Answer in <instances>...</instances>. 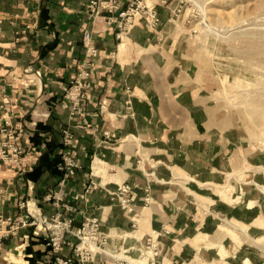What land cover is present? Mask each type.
Instances as JSON below:
<instances>
[{
	"label": "crops",
	"instance_id": "crops-1",
	"mask_svg": "<svg viewBox=\"0 0 264 264\" xmlns=\"http://www.w3.org/2000/svg\"><path fill=\"white\" fill-rule=\"evenodd\" d=\"M129 1L116 0L119 7ZM87 2L0 0V146L3 131H21L16 144L23 151L20 169L0 158V215L31 222L0 239V264H56L48 243L54 215L71 219L73 233L83 217H96L109 235L106 247L119 256L135 259L145 237L164 230L157 264H262L257 199L264 172L250 167L264 158L243 145L235 118L194 82L172 29L153 30L136 19L119 41L118 24L106 21L117 11L93 18ZM171 8L170 2L162 8L164 16ZM84 31L92 33L97 56L89 99L71 115L64 92L84 67ZM63 131L73 138L69 147ZM67 149L78 168L60 186L57 165ZM227 175L229 194L210 186ZM120 184L135 196V230L112 195ZM71 232L59 257L72 255ZM86 264L114 262L104 256Z\"/></svg>",
	"mask_w": 264,
	"mask_h": 264
},
{
	"label": "rangeland",
	"instance_id": "rangeland-1",
	"mask_svg": "<svg viewBox=\"0 0 264 264\" xmlns=\"http://www.w3.org/2000/svg\"><path fill=\"white\" fill-rule=\"evenodd\" d=\"M160 1H162V5L158 6V4L156 5L152 4L150 0H147L146 5L148 7L151 6L155 7L159 16V23L154 28L149 27L147 23L146 26L149 27L150 29L158 30L166 25L167 30L172 29L173 33H175L173 37L177 36L176 38L179 43L178 47L180 48L179 53L181 54V57L191 61L190 63L192 65L190 66L188 64V69L189 72L191 73L194 72V82L200 83L201 85L203 84L204 92L207 94V96L210 99H213L215 105L219 109H223V111L229 113L232 117L235 118L237 122L236 126L240 131L239 133L242 134L243 138L246 141V143L244 142L243 145L247 146L250 150H254L255 153L259 154L258 157L260 159L264 158V119L260 118L253 121L249 119V116L246 112L247 109H245L247 105H248L247 108H249L250 106L249 98H245L244 97L245 95H243L245 92H253L258 90V87L260 86V84L258 85V82L261 83V81H264V66L258 67L255 64H253L254 61L252 64H249V62L252 60L251 57L243 54L244 49L246 50L248 43L253 39L246 37L244 40V37H236V38H231L233 41L229 39L226 42L225 39H222L220 36L217 35L219 30H223L224 28L222 27H225L227 25L229 27L231 26L233 27V26H237L241 22L242 24L264 23L263 9L260 10L258 9L257 11V9L255 8L257 5L255 0L252 1L247 0L243 2L242 0H240L241 2L239 0H234V1L233 0H198V1L197 0H160ZM232 1L235 2L238 6L232 3ZM169 2L171 3L172 8L168 16L166 17L164 16L163 13L164 10L162 8L166 5H169ZM199 5L205 6L207 7V9L208 8L210 9L213 6L219 7L222 13L221 16H219L220 18H222L223 15L225 16V14H228L229 12L235 13L236 11H238V7L240 5L241 6L247 5L248 8L250 6L249 10L252 12H250L249 10H247V12L245 11L244 14L240 18H238V20H236V23H234V25L233 24L230 25L225 22L218 21L217 19L219 17L217 18L216 16L210 14L209 11L208 14L211 20H213L212 23L215 33L207 36L206 38L204 35H202L201 28L199 25V23L203 19L201 12L198 8ZM234 6L237 8L236 10ZM258 20L261 23H258ZM213 35L215 36L214 38ZM207 51L210 53H208ZM263 56L264 55H261L262 60H264ZM246 57H248V59ZM259 58L260 57H258V61L261 59ZM245 101L247 103H245ZM262 102L264 103V96H262V99H260V102L258 104L260 105ZM129 107L130 110L128 111L131 113V115L129 116H132L133 111H132L131 102L129 104ZM259 132H261L262 134ZM137 159H138L137 161H140L139 157ZM263 166L264 165L259 166L257 168L250 167V169L264 172ZM237 174L238 177L236 178H238L240 182L247 181V179H245L242 172H238ZM233 175H236V173ZM229 177L230 176L227 175L226 182H220V183L218 182L210 185L214 186L215 188H219L221 192L225 194L227 191L229 194L231 192L230 190H232V188L229 185V179H230ZM257 203L260 206V210L263 213V218H264V186H260V189L258 191ZM137 214L139 213L137 212ZM130 225L132 227L131 229L135 230L137 226V221L135 226L133 225V222H130ZM258 242L260 247L258 249L262 255V264H264V224L261 230L259 231ZM105 251L111 252V250H109L107 247L105 248ZM135 263L139 264L138 262Z\"/></svg>",
	"mask_w": 264,
	"mask_h": 264
},
{
	"label": "built area",
	"instance_id": "built-area-1",
	"mask_svg": "<svg viewBox=\"0 0 264 264\" xmlns=\"http://www.w3.org/2000/svg\"><path fill=\"white\" fill-rule=\"evenodd\" d=\"M87 9L92 17H98L101 14H111L117 11L116 18L107 17L108 24L117 23L118 28L114 33L117 40L121 41L124 34L129 31L136 19H142L149 27L154 28L159 23V16L154 6L148 7L144 0H131L125 7H119L116 0H88L86 4ZM2 19L0 18V28ZM83 49H84V67L77 75V78L71 81L70 85L64 92V97L69 100L72 110L71 115L77 113L81 108L82 103L89 99L87 90L90 88V66L97 56V49L95 47L94 39L90 31H84L82 35ZM130 101H125L126 113L131 115L128 111ZM4 132L5 139L0 146V158L4 163L9 164L13 168L20 169L22 166L23 151L16 144V137L21 135V131L15 135L11 132ZM63 145L71 146L73 142L72 136L68 131H63ZM78 168L76 160L72 157L68 149L61 155V161L57 165L58 171L62 173V179L59 185H63L65 180L75 175V170ZM57 193H54L56 196ZM118 201L120 207L130 214L131 222L136 225L138 218L137 212L133 208L135 201L134 193L128 184L118 185L115 192L112 194ZM151 201L150 188H143L142 202L148 205ZM20 208L25 207V203H19ZM37 223H44L38 221ZM71 219H63L58 215L50 218L51 236L48 243L51 251L56 255V264H86L95 261L96 259L103 260L104 256L110 257L114 264H134L140 262L142 264H157L162 254V242L160 236L166 231H152L148 234L142 246L138 249V255L135 259L127 256H119L116 252H107L109 235L103 232L100 228V221L96 217H83L77 233L69 231L71 229ZM31 225V222L24 217L2 216L0 215V239L14 235L20 228ZM66 232H71L76 238V243L72 246V255L68 258L59 257L63 246L70 245L64 238ZM127 250L122 251L126 254Z\"/></svg>",
	"mask_w": 264,
	"mask_h": 264
},
{
	"label": "bare ground",
	"instance_id": "bare-ground-1",
	"mask_svg": "<svg viewBox=\"0 0 264 264\" xmlns=\"http://www.w3.org/2000/svg\"><path fill=\"white\" fill-rule=\"evenodd\" d=\"M198 1V0H197ZM234 1V0H233ZM234 4H236L235 2H233ZM240 1V0H239ZM243 1H247V0H242ZM252 1V0H251ZM256 1V9L258 11V9H263V12H264V0H255ZM241 2V1H240ZM254 2V1H253ZM202 3V2H201ZM231 3V2H230ZM231 3V4H232ZM227 4V3H226ZM233 4V5H234ZM246 4V3H245ZM248 4V3H247ZM237 5V4H236ZM235 5V6H236ZM253 5V4H252ZM232 6V5H230ZM235 10L237 9L236 6ZM221 7V6H220ZM200 12H201V15L203 17L202 21L199 23L200 25V28H201V32H202V35H204L206 38L207 36L209 35H212L213 33H215L214 31V27H213V23L211 20V18L209 17V14H212L214 16H216L217 18L219 16H221V9L217 6H213L211 7L210 9L205 6H201L199 5L198 6ZM230 8V7H229ZM250 8V6H249ZM249 8L246 6H239L238 7V11H236L235 13L233 12H229L228 14H225V16L223 15L222 18H218L217 20L220 21V22H225L227 24H230V25H234V23H236V20H238V18H240L244 12L247 10H249ZM231 11V10H230ZM234 11V10H232ZM250 11V10H249ZM252 12V11H250ZM248 12V13H250ZM255 12V10H254ZM262 12V11H261ZM258 14V13H257ZM212 16V17H214ZM263 17H264V13H263ZM243 18V17H242ZM216 19V18H215ZM214 19V20H215ZM217 21V23H218ZM216 22V21H215ZM214 22V23H215ZM216 23V24H217ZM258 23H261L259 22L258 20ZM216 26V25H215ZM232 27V26H231ZM229 27L228 25L225 26V27H222L224 28L223 30H219L218 32V36H220L222 39H225L226 42L227 40L231 39V38H236V37H244V40L245 38H251L253 39L252 41H250L246 47V50L244 49V53L246 56H249L251 57V61L249 62V64H252L253 61L256 66L258 67H263L264 66V60H262L261 58V55H264V23H261V24H256V23H246V24H242L239 23L237 26H233L232 28ZM195 30V29H194ZM216 30V28H215ZM201 34V33H200ZM203 37V36H202ZM215 36L213 35V38ZM219 38V37H218ZM220 38V39H221ZM204 39V38H203ZM217 39V38H216ZM254 39H257V40H254ZM232 40V39H231ZM233 41V40H232ZM241 41V40H240ZM243 41V40H242ZM221 45V44H220ZM205 46V45H204ZM218 46V45H216ZM227 46V45H226ZM232 47H235V46H232ZM220 48V47H219ZM231 48V47H230ZM239 48V47H238ZM229 49V48H228ZM235 49V48H234ZM208 50V49H207ZM214 50V49H213ZM220 50V49H219ZM238 50V49H237ZM208 52V51H207ZM210 53V52H208ZM241 54V53H240ZM241 56V55H240ZM258 57H260L259 61H258ZM264 57V56H263ZM234 58V57H233ZM248 59V57H246ZM235 59V58H234ZM240 59V58H238ZM229 60V59H228ZM236 60V59H235ZM245 61V59H244ZM239 65V64H238ZM247 65V64H246ZM258 79V78H257ZM263 82V83H262ZM238 83V82H237ZM255 84V83H254ZM260 84V86L258 87V90L256 91H253V92H245L243 95H245L244 97L245 98H249V108L248 105L245 109H247V114L249 116V119L250 120H257V119H260V118H263L264 119V103L262 102L260 105L258 104L260 102V99H262V96H264V81H261L258 82V85ZM257 86V84H256ZM253 87V86H252ZM240 91V90H239ZM245 103H247L245 101ZM244 105V104H243ZM242 106V105H241ZM260 106V107H259ZM242 108V107H241ZM243 109V108H242ZM244 110V109H243ZM242 112V111H241ZM258 132V131H257ZM261 133V132H259ZM258 134V133H257ZM262 134V133H261ZM260 134V135H261ZM254 136V135H253ZM232 176V175H231ZM235 176V175H234ZM209 186V185H208ZM211 186V185H210ZM216 186V185H215ZM218 187V186H217ZM140 264V262H138Z\"/></svg>",
	"mask_w": 264,
	"mask_h": 264
}]
</instances>
